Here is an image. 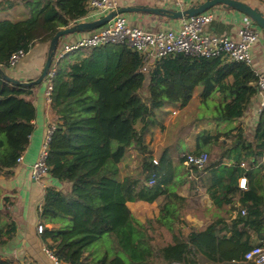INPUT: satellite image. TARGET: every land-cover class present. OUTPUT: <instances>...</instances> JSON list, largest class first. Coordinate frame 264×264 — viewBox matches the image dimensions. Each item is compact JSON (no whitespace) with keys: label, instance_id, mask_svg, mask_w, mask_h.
<instances>
[{"label":"trees","instance_id":"obj_1","mask_svg":"<svg viewBox=\"0 0 264 264\" xmlns=\"http://www.w3.org/2000/svg\"><path fill=\"white\" fill-rule=\"evenodd\" d=\"M89 1H27L29 19L0 20L1 69H10L13 54H28L37 43L51 42L60 30L86 18ZM144 65L137 51L115 44L80 49L58 60L51 93V109L58 124L47 164L53 179L72 187L68 191H46L41 218L53 229L45 230L44 239L54 243L50 249L55 257L69 264L245 261V254L256 246L251 232L264 242V194L259 193L263 192L259 187L264 176L253 182L252 171L241 167L245 161L250 166L258 165L264 157V113L252 135L253 143L242 130L233 135L235 129L223 135L232 139L231 144L221 142L222 135L210 131L196 135L197 154L206 152L209 162L203 170H191L195 174L209 173L206 190L218 209L231 206L235 210L237 201L230 194L238 191L242 209L230 223L221 219L187 236L177 230L187 226L180 218L187 200L177 193L187 175L182 170L186 154L178 146L173 151L176 170L168 150L155 165L146 135L158 126V116L167 105L187 106L198 87L203 89V107L215 94L226 99L206 107L211 110L210 122L232 124L242 118L258 94L254 68L184 54L163 58L148 74L140 72ZM36 87L16 86L0 76V174L16 167L30 145L38 116ZM130 149H135L140 159L133 175L120 181L119 166ZM145 155L151 156L149 162L143 161ZM228 161L234 165L227 166ZM243 176L252 181L247 191L239 188ZM153 180L155 183L150 185ZM161 196H167L168 202L156 220L143 224L131 216L129 202L153 203ZM243 210L246 215H242ZM220 224L228 233L217 231ZM152 225L166 229L171 243L166 244L164 235ZM15 230L13 222L5 226L0 222V248L12 239ZM263 242L257 245L264 246ZM0 264L12 263L0 259Z\"/></svg>","mask_w":264,"mask_h":264},{"label":"crops","instance_id":"obj_2","mask_svg":"<svg viewBox=\"0 0 264 264\" xmlns=\"http://www.w3.org/2000/svg\"><path fill=\"white\" fill-rule=\"evenodd\" d=\"M27 1L33 0H0V20L13 22L26 20L29 15L25 7ZM204 1L205 0H200L198 4ZM241 1L253 7H258L264 13V3L261 0ZM118 2L120 8H161L165 5L164 2L160 0H118ZM216 9L221 12L222 18L216 19L208 26L206 28L207 33L226 35L237 39L236 32L241 25L245 23L254 25L252 20L238 11L228 10L221 5L217 6ZM124 16L128 19L131 26L152 33L168 28H180L182 25L181 21L170 20L167 22V19L164 17L146 12L126 13ZM96 18L95 16H89L84 18L82 22H92L95 21ZM89 34L90 33H83L64 37L60 41L59 46L61 47L66 43H73ZM49 44L50 42L37 43L34 45L26 57L23 58L15 68L8 69L6 73L14 79L24 82L37 79L42 73L47 60ZM253 55L255 63L252 67L255 72L264 70V37L254 49ZM229 81L233 82V77H230ZM46 86L44 82L35 88L34 104L38 111V116L35 120L36 130L31 137L29 147L23 154V163L10 170H4L0 174V222L2 226L13 222L16 229L12 239L9 240L4 247L0 248V259L9 261L12 264H56V261L49 254H55L54 250L50 249V246L54 245V243L46 242L44 239L45 230H51L53 226L43 222L41 210L48 189L55 188L68 191L72 187L70 183H60L50 175H47L41 180H35L31 175V168L39 159L48 130L51 126H57L58 124V118L53 114L51 103L48 102L46 98ZM202 91L203 89L198 87L191 102L187 106L183 107L181 104L167 105L165 109L160 112L158 116V126L153 128L150 133L151 135L148 134L149 137L146 139L155 158L159 159L160 155L168 150L170 155H172V159L176 161L177 157L173 151H175L177 146L179 150L186 155L197 154L196 135L205 130L210 131L212 135H222L220 141L226 144H231L232 139H225L223 137L224 132L235 129L233 135H236L238 133L237 131L242 130L246 135L251 137L249 140L253 143L252 135H254L261 118L256 111L258 97L256 96V98L252 100V103L249 105L242 118L234 121L232 124H215L210 122L209 114L211 110H207L206 107L212 108L215 105L224 103L226 99L220 94H215L209 99V104L203 107ZM202 108L208 111L207 115L201 114ZM173 112L175 115H173ZM192 112L193 114H191ZM160 151L161 153L158 156L157 153ZM128 152H130V154L131 152L137 153L135 149H130ZM127 154L125 157H127ZM124 161L125 158L119 166L120 173L118 177L120 181L127 177L122 178ZM243 163L246 165V167H242L241 165L243 169L252 171L251 174L254 176L253 182L263 178L264 157L258 165L250 166L246 161ZM226 164L227 166L234 165L230 161ZM174 165L173 168L176 170V166L178 165ZM191 169L192 168L186 165L183 166V173H187V175H185V183L179 186L177 191L179 197L187 200V202H185V208H181L183 214L180 216V218L186 222L187 226L177 228V230L183 232L185 236L189 235L192 230L203 231L207 229L208 226L214 225L221 219L230 223L231 220L237 217V214L242 209L239 202L241 199V193L239 191L230 194V197L237 201L235 210H232L231 206H224L218 209L206 190L210 185V181H208L209 173L207 171H202L200 172L201 174H195ZM131 175H133V173ZM250 184L252 185V181L250 182L248 179V189L250 188ZM261 186L263 192L259 193L264 194V179H261L259 191L261 190ZM167 202V196H161L153 203L139 201L129 202L127 205L130 209L131 216L141 223L146 224L148 221L156 220L160 216L161 208ZM40 224L45 226L43 233L38 231V226ZM152 227L156 229L158 233L164 235V242L166 244L171 243L170 233L166 229L155 225H152ZM221 230V235L228 233L227 230H224V225L222 224L217 228V231ZM251 233L253 236V245L263 242L258 240L256 234L253 232ZM150 235H153L152 230H150ZM228 235H230V232ZM158 242L162 241L159 240ZM57 264L69 263L59 259ZM233 264L253 263L242 261Z\"/></svg>","mask_w":264,"mask_h":264},{"label":"built area","instance_id":"obj_3","mask_svg":"<svg viewBox=\"0 0 264 264\" xmlns=\"http://www.w3.org/2000/svg\"><path fill=\"white\" fill-rule=\"evenodd\" d=\"M165 7L172 10H184L191 0H161ZM217 7V6H216ZM216 7L207 12L190 19L181 20L180 28H168L162 31L152 33L137 27L131 26L124 14L115 16L108 24L100 30L91 32L88 36L81 38L73 43H66L58 46L53 63L46 77V98L51 103V93L53 91V79L57 72V62L68 53L76 52L80 49L93 50L109 44L126 45L137 51L145 60L144 67L140 70L143 74H148L159 61L163 58L184 54L195 58L221 59L225 63H245L254 65L253 51L262 41L264 34L254 24L245 23L237 29V39L226 35H217L207 33L206 28L216 19H221L222 15ZM223 7V6H222ZM118 0H90L88 2V16L101 19L112 11L119 9ZM82 22V21H80ZM27 55L24 51L13 54L10 58V68L16 65ZM264 61V55H263ZM258 76L257 83V103L256 111L261 117L264 113V70L256 72ZM173 115L174 112H173ZM57 126H51L42 146L38 161L31 168V175L35 180H41L49 175L50 167L47 164L50 142ZM185 165L188 167H197L200 170L206 168L209 162L207 153L187 154ZM144 162H149L150 155H145ZM23 163V155L17 160V165ZM153 163L159 164L154 157ZM242 167H246L242 163ZM153 180L150 185H153ZM239 188L243 191L248 190V179L243 176L239 180ZM246 215V211H242ZM45 226L40 224L38 231L43 233ZM51 257L58 262L55 255L49 253ZM245 261L253 264H264V246L256 245L252 247L244 257ZM28 264V263H20Z\"/></svg>","mask_w":264,"mask_h":264},{"label":"water","instance_id":"obj_4","mask_svg":"<svg viewBox=\"0 0 264 264\" xmlns=\"http://www.w3.org/2000/svg\"><path fill=\"white\" fill-rule=\"evenodd\" d=\"M220 5L228 10H235L247 16L264 34L263 11H261L258 7H253L241 0H205L203 3L191 5L190 7H187L184 10H172L165 6H162L161 8L160 7H148V8L122 7L115 11H112L110 14H108L107 16L101 19L92 22H79L70 25L68 28L60 30L53 37V39L49 44L47 60L45 62L42 73L37 79L27 82L16 80L13 77L9 76L5 71H3L1 67H0V76L7 82L16 86L34 87L43 84L46 80L50 67L53 63L59 43L64 37H68L70 35H75V34L91 33L93 31H96L104 27L115 16L120 14L146 12L160 17H164L167 19V22H169L170 20L181 21L203 14L208 10Z\"/></svg>","mask_w":264,"mask_h":264},{"label":"rangeland","instance_id":"obj_5","mask_svg":"<svg viewBox=\"0 0 264 264\" xmlns=\"http://www.w3.org/2000/svg\"><path fill=\"white\" fill-rule=\"evenodd\" d=\"M161 1V0H160ZM200 2V0H191L190 3L187 4V6H190V5H195V4H198ZM165 4V3H164ZM27 19H29V15L27 17ZM26 19V20H27ZM17 66V65H16ZM148 83V82H147ZM201 114L202 115H207L208 114V111L206 109H201ZM196 113V112H195ZM193 114V112L191 113ZM179 116V115H178ZM178 116H175V117H178ZM153 130V129H152ZM151 135V134H150ZM155 136V135H154ZM149 135H146V139H148ZM161 147V146H160ZM159 147V148H160ZM134 152V151H133ZM131 152H128L127 154V157H125V161L123 162L124 163V169H123V174H122V178L128 176V175H131L132 173H134V170H135V167H137V164L139 162V159H140V155L138 153H133ZM133 153V154H132ZM161 153V151L158 154ZM133 156V157H132ZM157 159V158H156ZM158 160V159H157ZM175 164L177 165V160L174 161ZM119 179V177H118ZM120 180V179H119ZM123 181V180H121ZM83 260V259H82Z\"/></svg>","mask_w":264,"mask_h":264}]
</instances>
